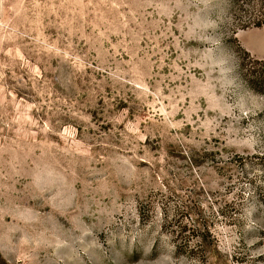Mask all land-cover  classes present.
<instances>
[{"label": "rangeland", "instance_id": "rangeland-1", "mask_svg": "<svg viewBox=\"0 0 264 264\" xmlns=\"http://www.w3.org/2000/svg\"><path fill=\"white\" fill-rule=\"evenodd\" d=\"M245 19L0 0V264H264V94L240 66L264 26Z\"/></svg>", "mask_w": 264, "mask_h": 264}, {"label": "trees", "instance_id": "trees-1", "mask_svg": "<svg viewBox=\"0 0 264 264\" xmlns=\"http://www.w3.org/2000/svg\"><path fill=\"white\" fill-rule=\"evenodd\" d=\"M230 7L247 15L242 22L245 26H264V0H230ZM241 50L247 60L240 65L245 83L250 89L264 94V59H254L246 50Z\"/></svg>", "mask_w": 264, "mask_h": 264}]
</instances>
